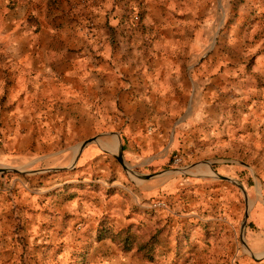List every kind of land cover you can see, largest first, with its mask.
<instances>
[{
  "label": "crops",
  "instance_id": "crops-1",
  "mask_svg": "<svg viewBox=\"0 0 264 264\" xmlns=\"http://www.w3.org/2000/svg\"><path fill=\"white\" fill-rule=\"evenodd\" d=\"M141 1L147 4V9L154 3L163 4L161 17L163 13L166 18L171 16L172 8L180 10L181 0H0V67L3 69L0 79L7 80L5 70L9 68L11 71L7 73L17 86L10 96L0 91V98L12 99L7 105L19 116L13 121L15 135L18 133L20 138L22 130H29L20 122V117L66 113L63 102L72 97L88 100L87 105L76 104L81 107V113L100 114L101 79L109 98L120 92L134 100L156 99L157 102L144 107L151 106L153 114H172L166 110V99L180 100L182 92H186L185 80L175 69L180 62L170 61L166 76L138 75L135 70L124 81L125 85L111 65L106 67L107 64L100 62L102 58H111L112 44L107 39L111 33L113 36L136 33L127 25V12ZM252 4L261 8L264 0H253ZM90 21L94 24L92 31ZM102 71L110 75L101 77ZM118 81L123 88H118ZM192 82L195 93L198 80L194 78ZM223 82L221 79L218 83L216 76H210L203 88L199 86L201 91L194 97L192 111L188 112L187 130L179 131L170 139L162 134L163 123L158 120L152 123L153 130L158 131L160 127L156 137L145 136L146 120L138 121L134 117L129 118L125 132L110 134L121 135L123 150L129 146L132 151L137 150L127 161L131 168H141L140 176L145 178L125 172L108 178L116 168L111 160L114 144L110 136L99 140L103 146L98 142L86 146L76 171L66 173L73 177L75 172L78 175L81 172L84 179L61 178L40 192L47 207L55 212L48 215V221L58 229V235L61 231L66 252L62 256L64 263L71 258L72 251L76 260L80 258L79 251L83 253L78 264H212L217 253L225 258L235 254L237 258L244 257L239 254L236 233L239 220L225 200L233 195L231 189H225L227 198L222 193L220 198H214L215 182L205 180L208 186L196 188L193 194L200 197L190 201L193 194L186 190L182 195L184 189L195 179H210L212 175L199 170L194 173L195 179L183 178L168 158L175 151L192 148L204 153L228 140L251 144L257 149L264 146V127L258 123L264 110L259 113V108L244 109L246 101L241 95L226 97L223 90L227 83L223 87ZM6 110L0 109L2 113H8ZM57 127L60 128L59 124ZM93 164L99 167L95 180L93 174L87 176ZM153 168L158 171L145 172ZM71 182H84L88 186L70 194L65 185ZM167 201V208L158 204ZM68 212L71 217L66 219ZM240 226L245 235L244 218Z\"/></svg>",
  "mask_w": 264,
  "mask_h": 264
},
{
  "label": "rangeland",
  "instance_id": "rangeland-1",
  "mask_svg": "<svg viewBox=\"0 0 264 264\" xmlns=\"http://www.w3.org/2000/svg\"><path fill=\"white\" fill-rule=\"evenodd\" d=\"M252 2L203 0L193 3L181 0L180 10L172 8L171 16L167 18L165 13L160 16L163 4L154 3L147 9V4L141 1L136 7L128 8L127 25L136 33L121 36L111 33L107 38L112 44L111 58H102L100 62L107 64L106 67L111 65L124 85L135 70L138 75L166 76L170 71V61L180 62L175 69L185 80L183 90L186 92H182L180 100L166 99L164 105L172 114L157 115L151 112V106L149 109L144 107L145 104H154L158 101L156 99L134 100L125 98L120 92L114 95L121 96L109 98L106 84L101 79L100 114L81 113V107L76 104L87 105L88 100L72 97L63 102L67 106L62 107L66 113L20 117V122L29 130H22L19 138L18 133L14 134L16 122H13L19 116L14 115L7 105L8 102L11 104L12 99L0 98V109L8 111H0V264H78L82 260L81 251L77 260L72 251L69 252L71 258L68 255V262H63L65 242L60 239L61 231L58 235V229L49 224L48 215L55 212L47 207L44 194L40 192L52 183L60 182L61 178L84 179L81 172L79 175L75 172L73 177L66 174L78 168L80 145L84 141L97 137L94 143L103 146L99 140L109 138L113 132H125L124 128L131 117L138 121L145 119L143 133L153 137L159 133L160 127L155 131L152 123L158 120V123H163L162 134L170 139L179 131L187 130L185 125L190 118L188 112L192 111L194 97L201 91L199 86L203 88L210 76H216L218 83L222 79L223 87L227 83L223 90L226 97L241 95L246 101L244 109L259 108V113L264 110V7L256 8ZM89 24L92 31L94 24L91 21ZM165 28L172 31H164ZM10 71L9 68L5 70L7 80L0 79V91L8 96L17 89L12 75L7 73ZM109 75L108 71L101 73V77ZM194 78L198 80L195 93ZM123 87L118 81V88ZM258 123L264 127V116L258 118ZM126 133L129 134L128 131ZM111 137L114 144L111 147V160L116 168L108 178L111 179L117 172L145 178L140 176L141 168H131L127 161V157H134L137 150L132 151L130 146L123 150L121 135L113 134ZM120 151L126 157L128 172L119 160ZM176 155L184 158L178 167L173 164ZM168 158L183 178L188 176L195 179L197 175L194 173L199 170L212 175L210 179H195L182 195L186 190H191L189 193L193 194L196 188L208 186L205 180L215 182L214 198H220L221 193L223 198H227L225 189L232 191L233 195L225 200L229 201L235 219L237 216L239 220L236 233L239 236V254L244 257L237 258L235 254L234 257L225 258L217 253L212 264H264V146L257 149L251 144L228 140L204 153L192 148L175 151ZM94 167L87 176L92 177L93 174L92 179L95 180L99 167ZM156 171L158 169L145 172ZM66 186L72 194L77 188L87 187L88 183L71 182ZM37 192L38 195L35 194ZM199 197L193 194L189 199L196 201ZM165 203V207H169V202ZM70 217L71 212L65 214L66 219ZM243 218L245 235L240 226Z\"/></svg>",
  "mask_w": 264,
  "mask_h": 264
},
{
  "label": "water",
  "instance_id": "water-1",
  "mask_svg": "<svg viewBox=\"0 0 264 264\" xmlns=\"http://www.w3.org/2000/svg\"><path fill=\"white\" fill-rule=\"evenodd\" d=\"M100 137H101V136H100ZM96 139H97V137H94V138H91V139L86 140V141H84L83 143H81V145H80V153L84 150V148H85L86 146H88L89 144L94 143V142L96 141ZM121 150H122V148H121ZM118 157H119V160H120V162L122 163L124 169L128 172V165H127V163H126V160H125V158H124V154L122 153V151H120V152L118 153ZM175 169H178V168H175Z\"/></svg>",
  "mask_w": 264,
  "mask_h": 264
},
{
  "label": "built area",
  "instance_id": "built-area-1",
  "mask_svg": "<svg viewBox=\"0 0 264 264\" xmlns=\"http://www.w3.org/2000/svg\"><path fill=\"white\" fill-rule=\"evenodd\" d=\"M183 161H184V158L182 155H176L173 159V164L178 167V165L182 164ZM158 204L160 206H164V207L166 206V203L164 202H159Z\"/></svg>",
  "mask_w": 264,
  "mask_h": 264
}]
</instances>
